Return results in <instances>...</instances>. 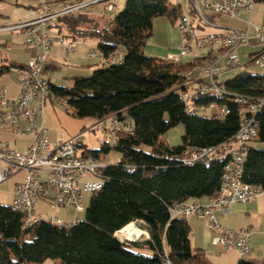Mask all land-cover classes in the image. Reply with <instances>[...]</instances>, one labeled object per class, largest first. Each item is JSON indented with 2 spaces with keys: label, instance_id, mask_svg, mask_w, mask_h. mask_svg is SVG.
<instances>
[{
  "label": "trees",
  "instance_id": "trees-1",
  "mask_svg": "<svg viewBox=\"0 0 264 264\" xmlns=\"http://www.w3.org/2000/svg\"><path fill=\"white\" fill-rule=\"evenodd\" d=\"M182 12L181 4L170 0H126L124 8L111 19L78 12L51 24L62 37L94 40L105 56L118 48L124 50L122 63L104 64L88 76L76 77L71 87L50 86L67 99L64 108H73L76 116L98 122L127 112L135 132L117 133L112 145L105 141L100 148L85 151L84 155L99 158L100 152L115 149L121 159L116 165H106L105 185L92 193L78 223L65 227L41 221L24 228L22 215L11 205L0 203V264H41L49 259L55 264H161L164 247L175 264H212L203 249L192 247L188 221L171 219L169 207L216 195L227 158L185 164L181 161L183 151L188 145L217 147L232 139L239 129V110L246 106L234 101V96L264 97V73L239 72L222 81L228 95L212 92L195 99L203 104H228L230 113L226 116L189 114L180 98V90L185 88L184 70L207 56L175 63L144 53L154 19L167 16L178 24ZM21 65H4L0 75ZM258 119L257 141L264 142V109ZM180 124L184 134L179 144L162 140ZM244 180L264 186V149L251 147ZM132 222L147 230L150 238L120 241L115 233ZM141 247L152 253L142 254L136 249ZM238 264L264 262L249 257L241 258Z\"/></svg>",
  "mask_w": 264,
  "mask_h": 264
},
{
  "label": "built area",
  "instance_id": "built-area-1",
  "mask_svg": "<svg viewBox=\"0 0 264 264\" xmlns=\"http://www.w3.org/2000/svg\"><path fill=\"white\" fill-rule=\"evenodd\" d=\"M38 15L30 20L21 21L0 27L1 31H20L24 34L25 45L29 48L39 46L41 52L36 54L27 64L14 66L11 70L21 77L20 91L16 96L9 94L6 86H0V126L10 122L18 134L31 133L32 145L25 151L14 149L0 134V184L11 176L21 174L16 183L11 200V207L23 217V227L29 228L45 221L61 226H71L61 218L40 214L36 205L41 199H49L58 207L73 206L77 211H84L83 200L87 193H94L103 188L106 182L105 164L96 157L86 156L79 151V143L88 131H111L133 134L135 125L127 112L119 113L116 120L102 118V122H94L81 133L71 136L64 142H52L49 128L38 119H44L45 110L51 102L64 106L66 98L59 97L50 86L46 77L48 53L56 42H60L67 53L75 50V40L58 37L51 33V24L59 17L83 12L93 7L104 11H113L116 0H67L55 7L52 1L34 0ZM264 0H188V14L183 16L182 26H178L182 44L176 53L165 59L179 62L189 53L194 57L207 56L202 62L193 66L199 67V74L185 78L184 89L180 90V98L189 114L203 117L222 118L230 113L228 104L206 103L193 106L192 98L200 94L228 91L222 86L219 78L229 70L247 71L249 66L264 69V24H255L248 20L247 28L222 25L209 19L204 10L214 16L226 15L239 17L242 10L252 13L258 2ZM204 23H211V31H204ZM230 34H237V41H230ZM242 45H250L257 49L249 53L248 61L243 64L238 53ZM91 57H101L104 64L122 63L125 52L122 48L105 56L98 52H90ZM246 99L244 96H234ZM256 108H264V97L246 99V106L239 110V129L235 140L227 141L217 147H205L204 151H194L188 145L183 151L181 161L185 164L196 162L211 163V156L227 158L224 164L219 192L208 200L179 202L169 207L171 219L189 220L193 216L204 218L208 229L214 232L212 243L223 250H236L241 258L251 256V235L249 230L233 231L226 229L217 219L215 212L229 214L235 203H245L264 196V186L244 180L245 166L249 151L259 138L260 122L256 116ZM28 123L22 126L20 122ZM77 220L75 223H78ZM131 224L136 225V222ZM135 241L148 240L147 230ZM119 231L115 236L122 242ZM162 264H175L164 247L161 253Z\"/></svg>",
  "mask_w": 264,
  "mask_h": 264
},
{
  "label": "crops",
  "instance_id": "crops-1",
  "mask_svg": "<svg viewBox=\"0 0 264 264\" xmlns=\"http://www.w3.org/2000/svg\"><path fill=\"white\" fill-rule=\"evenodd\" d=\"M37 2L34 0L28 1V10L31 14L21 21H27L35 18L38 15V10L36 7ZM61 3H54L55 7H59ZM264 2L260 1L257 3L254 11L252 13L247 10H242L239 17H232L226 15H218V21L222 25L234 26L239 28H247L248 20L251 19L256 23L261 22V18L257 17L259 12V6L263 7ZM245 15V16H244ZM98 18H102L95 15ZM104 18V17H103ZM105 19V18H104ZM263 23V21L261 22ZM7 24L0 25V27L6 26ZM11 31H1L0 30V67L4 65H10L11 63L27 64L36 54L41 52L39 46L29 48L25 45L24 34L21 41H17ZM180 32V30H179ZM51 33L58 37H62L57 34L52 28ZM181 34V33H180ZM66 38V37H65ZM71 39V38H67ZM73 40V39H71ZM83 40H75V44ZM90 42H96L94 40H87ZM86 42V41H84ZM76 46V45H75ZM62 50L65 54L78 55L77 48L71 53H67L64 46L60 42H56L55 45L50 49L48 53V67L46 71V77L50 80V83L55 85H65L64 83H56L49 76L50 70H58L60 64L66 63L67 71L65 77L74 82V79L79 76H88L91 74L92 63L81 62L80 58H75L74 62H68V60H62L59 56V51ZM174 50V49H173ZM176 53V52H168ZM168 54V55H169ZM167 55V56H168ZM166 56V57H167ZM183 60V58H182ZM80 61V62H78ZM12 68V67H11ZM8 70L7 72L0 75V86H6L9 89V94L11 96H16L20 91L21 77L18 73L13 70ZM224 81V80H223ZM96 120L89 118H80L74 114L73 108L65 109L62 105L58 103L51 102L47 105L45 110L44 119H38L37 123H43L50 130L51 141L64 142L71 136L81 133L85 128L92 125ZM28 123L26 119H23L20 124L25 126ZM91 132V131H88ZM86 132V133H88ZM111 132V131H103ZM84 133L81 141L79 143V151L85 153L89 148L84 142ZM0 134L4 140H6L14 149L25 151L33 143V135L31 133L18 134L15 131V126L10 122H5L0 126ZM115 140V135L113 136ZM176 142V141H175ZM173 142V144L175 143ZM114 143V142H113ZM180 142H178L179 144ZM172 144V143H171ZM177 145V144H174ZM97 149V148H96ZM100 159V158H99ZM101 160V159H100ZM105 164V163H104ZM106 165V164H105ZM22 175L17 174L11 176L4 180L0 184V203L10 205L12 200V193L16 183L21 179ZM208 199H203L206 201ZM53 204L49 199H41L36 205L37 211L44 216H55L61 218L64 222L73 224L77 220L81 221L83 218L74 217L73 220L67 221V218L63 216L53 215L49 213V210ZM63 212H67L69 208H74L73 206L61 207ZM75 212H79L74 208ZM85 211V208H84ZM62 212V213H63ZM82 212V211H81ZM218 221L229 230L238 231L241 229H247L251 235V256L261 262H264V196H260L256 199L250 200L245 203H235L231 206L229 214H223L220 211L215 212ZM188 223L191 227V245L193 248L203 249L207 259L212 264H238L241 256L236 250H223L220 247L212 243V238L215 235L211 232L204 220L199 216H193L189 218ZM249 258V257H248ZM47 261V260H46ZM43 262L41 264H55ZM38 264V263H31Z\"/></svg>",
  "mask_w": 264,
  "mask_h": 264
},
{
  "label": "rangeland",
  "instance_id": "rangeland-1",
  "mask_svg": "<svg viewBox=\"0 0 264 264\" xmlns=\"http://www.w3.org/2000/svg\"><path fill=\"white\" fill-rule=\"evenodd\" d=\"M28 1L29 0H0V25H10L14 23H19L21 19L26 18L31 14L30 10H28ZM173 4L180 3L181 7L183 9V12L187 15L188 14V0H170ZM126 0H116V8L113 11H104L100 10L98 8L90 7L83 12L89 13L92 15H98L100 17H104L105 19H111L114 16H116L125 5ZM259 12L257 14V17L260 19L263 23H256L255 24H264V5L263 7L259 6ZM204 14L213 21H218L217 15L214 16V14L210 11L204 10ZM245 16V15H244ZM204 31H211V26L204 23ZM10 33H13L15 36V39L17 41H21L23 39L22 32L20 31H11ZM182 44V38L181 34L179 32L178 24L177 22H172L167 16H159L156 17L153 21V34L152 36L147 40V43L144 47V53L147 56L150 57H156V58H164L169 53L168 52H178L179 46ZM77 48L78 55L72 54H65L62 50L59 51V56L62 58V60H68V62H74L75 58H80L81 62L92 63L93 65L90 66L92 71L94 69L100 68L104 66V63L102 61L101 57H91L89 54L90 52H98L96 48V44L94 42L90 41H81L75 44ZM174 49V50H173ZM253 46L250 45H242L238 49V53L240 55L241 62L245 64L249 59V53L256 51ZM194 58L193 53H189L188 55L183 57V61H188ZM78 61V62H80ZM67 64L63 63L60 64V68L58 70H50L49 76L52 77V80L56 83H64L65 85H68L71 87L73 85L72 81L68 80L65 77ZM191 68V67H190ZM188 68V69H190ZM187 70V69H186ZM184 70V71H186ZM91 71V72H92ZM241 72V70H229L225 72L220 78L219 81H223L227 78H230L231 76ZM247 72L251 73H264L263 68L255 67V66H249L247 68ZM64 107V106H63ZM184 134V126L182 124L176 126L171 131L166 133L162 136V140L168 143L175 142L174 144H178V142L181 141V136ZM115 134L112 132H103V131H91L84 135V142L89 146L90 149H96L100 148L101 144L105 141H108L111 143V145L114 142V136ZM253 146L258 149H264V142L262 141H256L253 143ZM146 150H149L150 148L148 146H144ZM101 161L105 163L106 165H116L120 159L121 154L116 151L115 149H111L109 152H100ZM92 196V193H87L84 196L83 200V206L86 208L90 197ZM64 208L58 207L56 205H52L49 213L53 215H60L64 218H67V221L73 220L74 217L78 218H84L85 211L82 212H75L74 208H69L67 212H63ZM63 212V213H62ZM139 229H143L140 225L136 223V225ZM139 252L142 254L148 255L151 254L152 251L147 247H141L136 248ZM47 263H52V260L49 259L46 261Z\"/></svg>",
  "mask_w": 264,
  "mask_h": 264
},
{
  "label": "bare ground",
  "instance_id": "bare-ground-1",
  "mask_svg": "<svg viewBox=\"0 0 264 264\" xmlns=\"http://www.w3.org/2000/svg\"><path fill=\"white\" fill-rule=\"evenodd\" d=\"M43 1H50V0H43ZM178 4H180V3H178ZM183 16H186V14L184 12H182V14L180 15V17L178 19V26H182ZM206 24L211 26V23H206ZM230 41H237V34H230ZM196 74H199V67L194 66L190 70L185 71L183 76L186 78L187 76L196 75ZM214 93H217L219 95L224 94L222 92H214ZM204 95L205 94H200V95H197L195 98H192V105L193 106L204 105L203 103L195 100L196 98L203 97ZM215 102H217V101H213V102L210 101L209 103H215ZM236 102L241 103V104H246V99H236ZM220 104H225V103H220ZM64 107H65V101H64ZM263 109L264 108H256V116H258V114ZM207 117H209V116H207ZM116 119H117V115H112V116L108 117V120H116ZM98 122H102V120H100ZM237 136H238V132L229 141L235 140L237 138ZM204 150H205V148H194V151H204ZM218 157L219 156H211V162L214 161L215 159H217ZM105 167H106V165H105ZM118 233L121 237V240H133V239H137V238L141 237L144 232L141 229H139L137 226H135L134 224H129V225L125 226L124 228H122L120 230V232H118Z\"/></svg>",
  "mask_w": 264,
  "mask_h": 264
},
{
  "label": "water",
  "instance_id": "water-1",
  "mask_svg": "<svg viewBox=\"0 0 264 264\" xmlns=\"http://www.w3.org/2000/svg\"><path fill=\"white\" fill-rule=\"evenodd\" d=\"M129 241L134 242L135 240H129Z\"/></svg>",
  "mask_w": 264,
  "mask_h": 264
}]
</instances>
